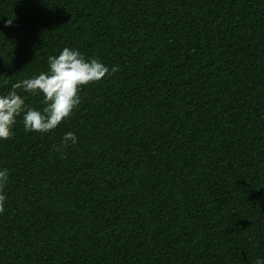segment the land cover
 I'll use <instances>...</instances> for the list:
<instances>
[{
  "label": "trees",
  "instance_id": "16d2710c",
  "mask_svg": "<svg viewBox=\"0 0 264 264\" xmlns=\"http://www.w3.org/2000/svg\"><path fill=\"white\" fill-rule=\"evenodd\" d=\"M65 47L118 71L0 141V264L264 258V0H0V94Z\"/></svg>",
  "mask_w": 264,
  "mask_h": 264
},
{
  "label": "clouds",
  "instance_id": "9594fccd",
  "mask_svg": "<svg viewBox=\"0 0 264 264\" xmlns=\"http://www.w3.org/2000/svg\"><path fill=\"white\" fill-rule=\"evenodd\" d=\"M5 23L8 26L11 20ZM47 65L46 71L14 83L6 94H0V141L14 135L17 118L21 116L25 132L52 133L79 108L84 86L118 71L115 66L109 69L99 59H86L78 49L69 47L63 48L58 55H50ZM16 89H22L28 95L42 96L45 106L42 109L29 106L26 103L28 96L18 94ZM61 143L65 146L78 143L76 134L65 132ZM9 177V169L0 167V214L4 213L8 199L5 188ZM256 264H264V258L258 257Z\"/></svg>",
  "mask_w": 264,
  "mask_h": 264
}]
</instances>
